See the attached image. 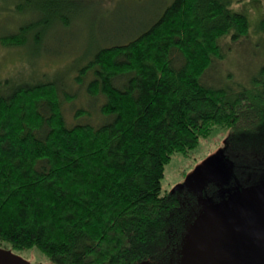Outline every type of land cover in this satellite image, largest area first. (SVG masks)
I'll return each mask as SVG.
<instances>
[{
    "label": "trees",
    "instance_id": "16d2710c",
    "mask_svg": "<svg viewBox=\"0 0 264 264\" xmlns=\"http://www.w3.org/2000/svg\"><path fill=\"white\" fill-rule=\"evenodd\" d=\"M26 1L11 10L19 21L0 41L41 52L52 26H72L74 9L40 0L37 19ZM168 1L145 24L91 40L71 82L8 79L6 90L0 81V249L37 248L51 264L184 263L199 204L164 191L173 155L221 125L235 180L249 185L263 173L264 61L247 87L204 81L225 56L224 36L249 35L248 16L232 0ZM47 48L43 55L66 53Z\"/></svg>",
    "mask_w": 264,
    "mask_h": 264
},
{
    "label": "rangeland",
    "instance_id": "374dc122",
    "mask_svg": "<svg viewBox=\"0 0 264 264\" xmlns=\"http://www.w3.org/2000/svg\"><path fill=\"white\" fill-rule=\"evenodd\" d=\"M61 1L66 3L60 7V12L70 9L68 6L74 9L73 12L65 13L72 26H52V33L42 43L41 52L32 44L9 48L0 41V81L3 82L1 89L8 90V82L5 83L8 79L14 83H33L61 78L67 83L90 57L89 47L86 46L91 40L97 41L115 33L122 35L128 26L130 29V25L134 27L145 24L144 22L156 15L159 7L162 8L160 2L166 0ZM21 2L22 0H0V35L15 30L19 16L11 10ZM26 2L30 4L26 11L32 7L31 10L37 12V19L44 16L39 7L40 0ZM232 7L248 16L250 33L234 40L229 34L224 36V58H217L205 73L204 81L211 87H247L251 76L264 61V32L258 28L260 19L264 18V0H232ZM48 11L55 22V12ZM46 47L65 49L66 53L61 56L43 55V48ZM259 57L261 62L258 61ZM27 73L30 74L29 79L24 80V74ZM78 87L72 84L71 88L76 90ZM85 101L78 100L76 104L81 107ZM70 114L68 113L69 117ZM226 133L224 126L215 125L210 135L202 138L198 146L186 154L175 153L166 164L162 180L164 191H178L181 196L182 193H191L197 197L199 214L192 229L198 219L220 223L225 218H240L250 207L264 202V171L249 185H242L241 180H235L233 165L220 150V146L226 141ZM192 229L183 249L186 262L189 258L188 245ZM261 242V231L253 216L248 217L242 224H228L220 231H213L202 224L198 229L195 264H264L261 250L255 247ZM16 253L11 249L1 248L0 264L17 262ZM18 253L25 257L23 261H19L20 264H51L48 257L37 248ZM136 264L148 263L141 261Z\"/></svg>",
    "mask_w": 264,
    "mask_h": 264
},
{
    "label": "water",
    "instance_id": "95a60500",
    "mask_svg": "<svg viewBox=\"0 0 264 264\" xmlns=\"http://www.w3.org/2000/svg\"><path fill=\"white\" fill-rule=\"evenodd\" d=\"M253 216L256 224L261 231L262 242L255 247L261 250V254L264 260V202L257 203L256 205L250 207L240 218H225L220 223H214L209 219H198L196 224L192 229V234L189 242V258L185 264H195L196 261V241L198 236V229L202 224L207 225L213 231L223 230L228 224H242L244 223L248 217ZM17 262L13 264H20L19 261H23L24 259L21 256H17L15 259ZM182 263V264H184Z\"/></svg>",
    "mask_w": 264,
    "mask_h": 264
},
{
    "label": "flooded vegetation",
    "instance_id": "af4514ba",
    "mask_svg": "<svg viewBox=\"0 0 264 264\" xmlns=\"http://www.w3.org/2000/svg\"><path fill=\"white\" fill-rule=\"evenodd\" d=\"M23 259H25V257L21 256Z\"/></svg>",
    "mask_w": 264,
    "mask_h": 264
}]
</instances>
